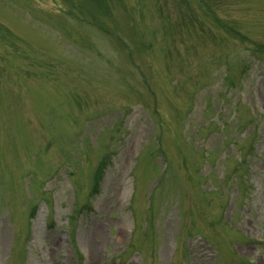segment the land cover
<instances>
[{
    "label": "rangeland",
    "instance_id": "374dc122",
    "mask_svg": "<svg viewBox=\"0 0 264 264\" xmlns=\"http://www.w3.org/2000/svg\"><path fill=\"white\" fill-rule=\"evenodd\" d=\"M0 264H264V0H0Z\"/></svg>",
    "mask_w": 264,
    "mask_h": 264
},
{
    "label": "trees",
    "instance_id": "16d2710c",
    "mask_svg": "<svg viewBox=\"0 0 264 264\" xmlns=\"http://www.w3.org/2000/svg\"><path fill=\"white\" fill-rule=\"evenodd\" d=\"M105 162H106L105 160L101 161L100 164H99V166H98V168H97V173H96V175H97L96 176L97 177V182L100 179V176H101L102 170H103L102 168L105 165ZM95 186H97V183L95 184Z\"/></svg>",
    "mask_w": 264,
    "mask_h": 264
}]
</instances>
